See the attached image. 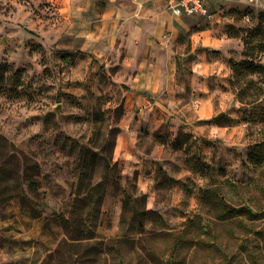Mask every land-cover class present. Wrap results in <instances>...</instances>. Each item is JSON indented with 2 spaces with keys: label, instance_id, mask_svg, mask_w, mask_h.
<instances>
[{
  "label": "rangeland",
  "instance_id": "rangeland-1",
  "mask_svg": "<svg viewBox=\"0 0 264 264\" xmlns=\"http://www.w3.org/2000/svg\"><path fill=\"white\" fill-rule=\"evenodd\" d=\"M122 1L0 0V264H264V0L177 17L136 92Z\"/></svg>",
  "mask_w": 264,
  "mask_h": 264
},
{
  "label": "crops",
  "instance_id": "crops-1",
  "mask_svg": "<svg viewBox=\"0 0 264 264\" xmlns=\"http://www.w3.org/2000/svg\"><path fill=\"white\" fill-rule=\"evenodd\" d=\"M124 0L115 10V30L121 31V41L129 46V51L136 50L135 60L141 59V66L128 67V74L125 81L130 86L131 91L153 90L160 80L154 77V72L150 66L154 60L153 57L146 58L140 51L144 45H151L160 40L163 30L166 26H173L178 20L176 16L165 7V0ZM122 3V4H121ZM135 3V4H134ZM185 17V16H181ZM134 45V46H133ZM174 63V62H173ZM168 61L166 71L168 78L173 74L174 64ZM129 71L131 74H129Z\"/></svg>",
  "mask_w": 264,
  "mask_h": 264
},
{
  "label": "built area",
  "instance_id": "built-area-1",
  "mask_svg": "<svg viewBox=\"0 0 264 264\" xmlns=\"http://www.w3.org/2000/svg\"><path fill=\"white\" fill-rule=\"evenodd\" d=\"M136 1V0H134ZM222 0H165V7L176 16L207 15L210 5ZM249 5H259V0H239Z\"/></svg>",
  "mask_w": 264,
  "mask_h": 264
},
{
  "label": "trees",
  "instance_id": "trees-1",
  "mask_svg": "<svg viewBox=\"0 0 264 264\" xmlns=\"http://www.w3.org/2000/svg\"><path fill=\"white\" fill-rule=\"evenodd\" d=\"M105 164H106V166H107V167H109V166H110V163H109V161H108L107 157H105Z\"/></svg>",
  "mask_w": 264,
  "mask_h": 264
}]
</instances>
